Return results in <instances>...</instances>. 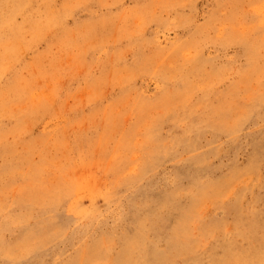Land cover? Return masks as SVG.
<instances>
[{
    "label": "rangeland",
    "instance_id": "obj_1",
    "mask_svg": "<svg viewBox=\"0 0 264 264\" xmlns=\"http://www.w3.org/2000/svg\"><path fill=\"white\" fill-rule=\"evenodd\" d=\"M0 264H264V0H0Z\"/></svg>",
    "mask_w": 264,
    "mask_h": 264
}]
</instances>
